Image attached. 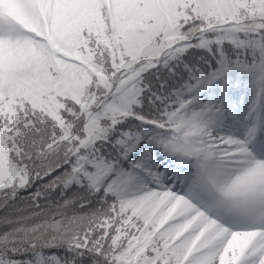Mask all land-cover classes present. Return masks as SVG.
Instances as JSON below:
<instances>
[{"label": "snow or ice", "instance_id": "6c2138e0", "mask_svg": "<svg viewBox=\"0 0 264 264\" xmlns=\"http://www.w3.org/2000/svg\"><path fill=\"white\" fill-rule=\"evenodd\" d=\"M13 7L0 264H264V123L223 130L246 82L264 111V0Z\"/></svg>", "mask_w": 264, "mask_h": 264}, {"label": "rangeland", "instance_id": "374dc122", "mask_svg": "<svg viewBox=\"0 0 264 264\" xmlns=\"http://www.w3.org/2000/svg\"><path fill=\"white\" fill-rule=\"evenodd\" d=\"M14 0H0V8L8 6L10 15L17 14V10L13 7ZM18 16V15H16ZM257 90L248 85L242 87L237 95L231 97V106L226 117L223 120V130L232 132L235 135H244L248 127L253 122L259 121L264 123V111H258L254 115L250 114L253 100L256 98ZM210 99V98H209ZM257 140H264V128H262Z\"/></svg>", "mask_w": 264, "mask_h": 264}, {"label": "trees", "instance_id": "16d2710c", "mask_svg": "<svg viewBox=\"0 0 264 264\" xmlns=\"http://www.w3.org/2000/svg\"><path fill=\"white\" fill-rule=\"evenodd\" d=\"M18 21L23 22V18H22V17H19ZM246 84H247V82H246ZM248 87H251V86H248ZM240 89H241V88H238V89H236L235 91H239ZM213 91H214V90H213ZM206 96L208 97L209 95L206 94ZM157 159L159 160L160 157H158ZM27 195H28L27 192H22V193H21V196H27Z\"/></svg>", "mask_w": 264, "mask_h": 264}, {"label": "bare ground", "instance_id": "6f19581e", "mask_svg": "<svg viewBox=\"0 0 264 264\" xmlns=\"http://www.w3.org/2000/svg\"><path fill=\"white\" fill-rule=\"evenodd\" d=\"M232 133V132H231ZM239 136H242V134H239Z\"/></svg>", "mask_w": 264, "mask_h": 264}]
</instances>
